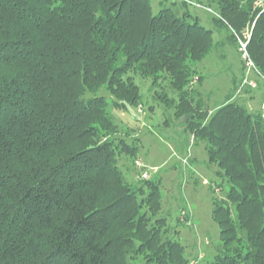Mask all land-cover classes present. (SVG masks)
<instances>
[{"label":"trees","instance_id":"1","mask_svg":"<svg viewBox=\"0 0 264 264\" xmlns=\"http://www.w3.org/2000/svg\"><path fill=\"white\" fill-rule=\"evenodd\" d=\"M208 1L264 77V0ZM213 45L186 0H0V264H201L141 210L157 182L138 199L118 165L137 147L109 138L108 109L144 102L135 76L219 167L207 264H264V116L231 93L211 114L193 80Z\"/></svg>","mask_w":264,"mask_h":264},{"label":"rangeland","instance_id":"2","mask_svg":"<svg viewBox=\"0 0 264 264\" xmlns=\"http://www.w3.org/2000/svg\"><path fill=\"white\" fill-rule=\"evenodd\" d=\"M173 1L176 0H152L155 11ZM186 1L202 23L214 30L213 48L196 63L193 80L194 88L211 114L231 93L234 101L245 103L250 111L261 110L264 116V77L255 65H248L249 58H245L241 50L246 42L241 37L234 42L230 31L215 23L214 18L219 15L215 4L208 0ZM135 80L141 86L144 102L127 108L109 106L108 109L117 124L109 138L137 147L135 157L120 153L118 165L130 188L139 190L138 199L150 191L149 182H157L160 204L153 201L141 210L146 212L150 223L160 217L166 218V237L181 242L190 263L207 264L220 253V228L212 216L213 200L223 197L219 167L210 164L204 142L197 140L187 127L188 116L176 117L174 109H167L155 100L150 80L139 76H135ZM101 93L112 101L105 88ZM154 207L158 209L155 211ZM140 260L143 255L135 261Z\"/></svg>","mask_w":264,"mask_h":264},{"label":"built area","instance_id":"3","mask_svg":"<svg viewBox=\"0 0 264 264\" xmlns=\"http://www.w3.org/2000/svg\"><path fill=\"white\" fill-rule=\"evenodd\" d=\"M241 50L245 53V58H249L247 50H246V44L245 43L242 44ZM248 65H250V66L254 65L253 61L250 60V58H249V61H248ZM252 84L254 85V82H252ZM143 175H144V177H146L145 173H143Z\"/></svg>","mask_w":264,"mask_h":264}]
</instances>
